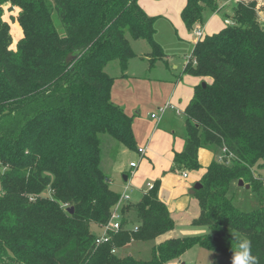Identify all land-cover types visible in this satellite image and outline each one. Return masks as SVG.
<instances>
[{
  "label": "trees",
  "instance_id": "1",
  "mask_svg": "<svg viewBox=\"0 0 264 264\" xmlns=\"http://www.w3.org/2000/svg\"><path fill=\"white\" fill-rule=\"evenodd\" d=\"M226 1L186 0L180 17L187 31L202 28L205 14ZM231 4L230 24L197 40L184 68L210 82L194 88L183 149L169 170L198 171L199 151L212 154L191 221L210 230L161 241L140 260L117 251L175 226L159 181L121 205L108 243L95 245L91 227L106 226L120 198L100 167V136L136 151L132 117L111 101L116 78L105 68L116 61L125 76L135 57L127 35L148 44L150 66L164 61L154 18L138 0H0V264H180L195 246L220 256L212 264H231L233 233L248 238L264 264V204L244 212L229 196L241 180L263 198L254 169L264 166V25L256 2ZM14 23L20 37L12 49Z\"/></svg>",
  "mask_w": 264,
  "mask_h": 264
},
{
  "label": "crops",
  "instance_id": "2",
  "mask_svg": "<svg viewBox=\"0 0 264 264\" xmlns=\"http://www.w3.org/2000/svg\"><path fill=\"white\" fill-rule=\"evenodd\" d=\"M138 5L148 17L154 18L155 40L162 47L166 57L164 61H157L150 66L148 62L150 52L148 44L140 40L130 43L135 57L128 62L124 77H119L120 72L118 75L113 76L116 79L111 88V101L121 107L126 115L132 117L135 153L139 161L134 170H131L129 166L134 161H130L127 168L124 169L122 161L124 156L127 155V150L123 149L116 151L114 155L107 156L109 173L102 170L101 161L100 167L109 178L110 187L113 184L111 178L117 174L121 175L120 188L123 192L128 187L131 202L134 196L138 197L137 201H139L142 194L147 191V184L153 185L156 181H159L158 196L164 202L172 217L175 213L179 214L186 209L188 204L187 195L190 194L194 184L199 181L205 167L212 158L209 151L201 150L205 151V157H209L208 163L205 165L200 163L201 168L194 171L197 173L191 179L187 173L184 178L182 172L169 171L174 153L181 152L184 145V110L193 96L194 88L203 82L209 83L210 79L196 78L183 73L195 44L194 38L190 36L191 32L187 31L180 17L181 11L186 5V0H138ZM213 15L205 21L202 27L203 35H211L223 27V25L214 21ZM159 35L162 38L165 36L167 39L169 36H175L179 42L188 40V43L192 45L188 57L183 53V63L172 66L173 73L168 72L171 59L166 54L165 41L159 40ZM164 106H168V108L159 120L152 119L151 115L155 114L153 112H157L158 109ZM176 134H179V136H176ZM176 137H179V142H176ZM138 148L144 150L142 157L137 153ZM124 177L126 180H123ZM169 238H158L159 240L156 239L155 243L157 244Z\"/></svg>",
  "mask_w": 264,
  "mask_h": 264
},
{
  "label": "rangeland",
  "instance_id": "3",
  "mask_svg": "<svg viewBox=\"0 0 264 264\" xmlns=\"http://www.w3.org/2000/svg\"><path fill=\"white\" fill-rule=\"evenodd\" d=\"M231 3L232 2H229L228 4L221 7L220 9L221 11H219L218 13H215L214 15L212 13L207 12L205 14L206 16L205 21L208 20L213 15L214 21L224 26L225 19L230 20L229 16H231L232 14V9H231L232 4ZM259 4L262 10H264V0L261 1ZM16 12L17 10H14L13 12L14 17L16 16ZM223 14L228 15V16L227 17L225 15L223 16ZM6 17H7V14H5V18ZM59 30L61 31V29ZM10 34H11V38L13 42L11 48L14 49L15 44L20 37V28L16 23L12 24ZM190 36L191 38H193L191 33H190ZM126 37L130 41V43H133V40L130 39L129 35H127ZM158 39L161 41L163 40L165 41L164 45L167 51L166 54H168L169 58L171 59L169 63L170 69L168 72L173 73L171 69L172 66H178L183 63L184 57L182 55L184 53L186 54V57H188L190 54L192 45L188 43L189 42L188 40L186 42H179L175 36L174 37L169 36L167 39L165 38V36L164 38H162L161 35H159ZM140 41L142 42V40ZM105 72L111 77L118 75V73L120 72L119 67H118V62L114 61L108 64V66L105 68ZM153 113H157V112L154 111ZM176 136H179V134H176ZM100 139H101V167H102V170H104L107 173L109 171L107 169L108 167L107 166V156L114 155L116 151L118 152V150H123V148L121 144L114 141L107 135L100 136ZM179 141H180L179 137H176V142H179ZM126 152H127V155L124 156L123 161H122L124 165V169L127 168L130 161H134L135 163L139 161L138 156L135 153V151H126ZM204 152L205 151L200 150V153L198 154L199 162L203 165L208 163V160H209V157L207 158L204 156L206 154ZM182 173H187L191 179L195 177V174L197 172L183 171ZM254 173L256 177H258L260 180L264 182V166L254 169ZM111 179H113V184L110 188L114 192L121 194L122 193V190L120 188L121 175L117 174ZM262 193H263V198H259L250 188L246 189L245 185L238 186V182H237L233 184L229 196L231 197L232 204L236 209L240 211H244V212H249V211L258 209L261 205L264 204V192ZM168 195H169V192H168ZM187 197H188V204H187L186 209L179 214L175 213V215L171 217L175 224L174 229L164 234L163 237L162 236L159 237V239L160 238L164 239L165 237L166 238L168 237L170 238L189 237V236L206 234L208 232L207 229L204 227H193L190 225L191 219L196 217L198 214V204L193 195L188 194ZM132 200H133L132 202L134 203L138 200V197L134 196ZM120 208H119V214H120ZM130 216L133 218V214H130ZM91 230L95 234H100V232H102V227L92 226ZM155 242L156 241L132 242L129 245H127L125 248L118 250L117 255L118 256L132 255L136 259L148 260L150 259L151 248L154 244H156ZM219 259H220V256L218 254L206 251L204 249H201L195 246L183 254V256L181 257V262L185 264H212ZM172 264H177V263L173 262Z\"/></svg>",
  "mask_w": 264,
  "mask_h": 264
},
{
  "label": "built area",
  "instance_id": "4",
  "mask_svg": "<svg viewBox=\"0 0 264 264\" xmlns=\"http://www.w3.org/2000/svg\"><path fill=\"white\" fill-rule=\"evenodd\" d=\"M243 0H228L226 2H224L221 7H223L224 5H226L229 2H241ZM244 1H254L256 2V7H255V11L258 17V20L261 24L264 25V10H262V8L260 7V2L263 0H244ZM225 25L230 24V20L225 19L224 21ZM195 42L197 40H199L200 38H202L203 33H202V28L200 27H196L195 29L192 30L191 32ZM168 108V106H164L163 108L158 109L157 113L152 114L151 118L154 120H159L160 116L163 114V112ZM137 153L142 157L144 155V150L141 148L137 149ZM130 169L134 170L137 167V163L132 162L129 164ZM187 176L186 173H183V177L185 178ZM147 191L151 190L153 188L152 184H147ZM130 201V190L128 189V187L125 188V190L120 194V198L118 201V204L114 207V210L111 214V217L109 219V222L106 226L102 227V232L98 235H96L95 239H94V243L95 245H101V244H105L109 242V237L107 235V230H113V231H117L120 228V214H119V208L121 207V205L123 203H127Z\"/></svg>",
  "mask_w": 264,
  "mask_h": 264
},
{
  "label": "clouds",
  "instance_id": "5",
  "mask_svg": "<svg viewBox=\"0 0 264 264\" xmlns=\"http://www.w3.org/2000/svg\"><path fill=\"white\" fill-rule=\"evenodd\" d=\"M232 236L234 237L235 249L231 250V264H258L256 257L252 254L251 241L246 237L241 238L236 233H233Z\"/></svg>",
  "mask_w": 264,
  "mask_h": 264
},
{
  "label": "water",
  "instance_id": "6",
  "mask_svg": "<svg viewBox=\"0 0 264 264\" xmlns=\"http://www.w3.org/2000/svg\"><path fill=\"white\" fill-rule=\"evenodd\" d=\"M201 85H202V87L205 86L204 83H202ZM123 180H126V178L124 177ZM238 186H244V184H243V182H242L241 180L238 181ZM200 188H201V185H200V183L197 182L196 184H194L193 188L190 190V194L193 195V194H194L197 190H199ZM245 188L248 189L249 186H248V185H245ZM67 212H68L69 214H71V213L73 212V208H68V209H67ZM181 264H185V263H181Z\"/></svg>",
  "mask_w": 264,
  "mask_h": 264
}]
</instances>
